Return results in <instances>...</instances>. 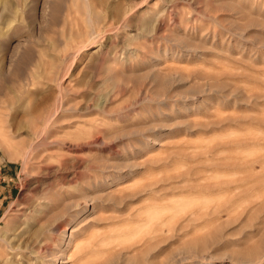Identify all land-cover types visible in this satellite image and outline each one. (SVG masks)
Here are the masks:
<instances>
[{"label":"rangeland","instance_id":"1","mask_svg":"<svg viewBox=\"0 0 264 264\" xmlns=\"http://www.w3.org/2000/svg\"><path fill=\"white\" fill-rule=\"evenodd\" d=\"M0 128V264H264V0H0Z\"/></svg>","mask_w":264,"mask_h":264},{"label":"bare ground","instance_id":"2","mask_svg":"<svg viewBox=\"0 0 264 264\" xmlns=\"http://www.w3.org/2000/svg\"><path fill=\"white\" fill-rule=\"evenodd\" d=\"M38 115V114H37ZM37 115H35V116H37ZM41 117V116H40ZM36 118H39V116L38 117H36ZM41 119V118H40ZM39 120L38 119H36L35 120V122H33V125L31 126V133L30 134H32V135H34L35 136V134H36V132H37V130L39 129V125H38V122ZM58 121V120H57ZM61 126V125H60ZM1 129V128H0ZM42 130H43V128H42ZM35 138V137H34ZM32 148V147H31ZM51 150V149H50ZM72 241V236L71 235H69V238H68V243L69 242H71ZM68 245V244H67ZM62 264V263H61Z\"/></svg>","mask_w":264,"mask_h":264}]
</instances>
